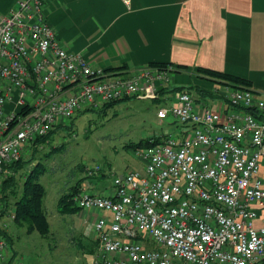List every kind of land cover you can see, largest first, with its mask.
Listing matches in <instances>:
<instances>
[{
    "label": "built area",
    "instance_id": "built-area-1",
    "mask_svg": "<svg viewBox=\"0 0 264 264\" xmlns=\"http://www.w3.org/2000/svg\"><path fill=\"white\" fill-rule=\"evenodd\" d=\"M173 74L170 66L124 74L94 68L57 40L44 0H18L0 13V185L36 138L109 102L159 100ZM221 92L216 110L171 92L156 117L180 134L137 149L143 169L112 176L109 194L82 189L73 197L80 211L101 213L87 264L264 261V95L228 86ZM14 220L10 211L0 219V264H23L3 235Z\"/></svg>",
    "mask_w": 264,
    "mask_h": 264
},
{
    "label": "crops",
    "instance_id": "crops-1",
    "mask_svg": "<svg viewBox=\"0 0 264 264\" xmlns=\"http://www.w3.org/2000/svg\"><path fill=\"white\" fill-rule=\"evenodd\" d=\"M17 1L0 0V13L8 14ZM44 16L64 49L94 68L124 74L148 65L172 67V85L154 101L165 103L171 92L184 91L196 107L218 109L226 86L209 81L199 68L247 80L264 95V0H44ZM167 125L160 137L180 134L177 124ZM99 192L109 194L111 183ZM85 223L76 218L74 226ZM16 224L8 223L6 238Z\"/></svg>",
    "mask_w": 264,
    "mask_h": 264
},
{
    "label": "rangeland",
    "instance_id": "rangeland-1",
    "mask_svg": "<svg viewBox=\"0 0 264 264\" xmlns=\"http://www.w3.org/2000/svg\"><path fill=\"white\" fill-rule=\"evenodd\" d=\"M165 105L163 100L127 99L108 108L82 112L73 120L63 121V127L38 148L37 154L31 155L29 148L23 157L29 164L23 172L36 170L39 175L37 179L46 192L43 206L50 230L42 237L36 232L28 234L25 227L16 224L7 241L18 260L23 264L88 263L96 250L91 227L97 217L90 219L82 211L62 215L58 212V199L78 181L82 187L91 184L89 192L99 193L103 185L111 183L112 176L142 170L143 163L135 150L127 146L167 132L169 120L160 123L156 117L157 109ZM10 108H14L13 104ZM96 166L98 173L88 177L87 170ZM76 218L86 221L82 228L74 226ZM87 227L90 235L85 234Z\"/></svg>",
    "mask_w": 264,
    "mask_h": 264
},
{
    "label": "trees",
    "instance_id": "trees-1",
    "mask_svg": "<svg viewBox=\"0 0 264 264\" xmlns=\"http://www.w3.org/2000/svg\"><path fill=\"white\" fill-rule=\"evenodd\" d=\"M196 71L213 83L222 84L224 86H228L234 89L251 90L250 82L242 78L200 68ZM176 90H182V88H176ZM127 99L129 98L123 100ZM123 100L109 102L104 104L102 107L108 108L114 105L115 103ZM86 111L90 110H85L83 112ZM74 118L70 120H73ZM62 127L63 123L55 126L45 136L36 138L30 145L32 150L31 155L37 154L38 148L42 145H46L49 137L54 132H56L57 129H60ZM162 139L163 137H153L145 141H140L136 144H129L127 148H132L136 151L137 149L147 148L160 144ZM28 164L29 163H27L24 158H21V160L9 166L10 175L7 177V179L2 181L0 185V194L3 203V210L0 212V219L4 216V214L10 211L15 216L14 221L19 226L25 227L26 232L28 234L36 232L40 236L46 237L50 230L49 222L47 220V216L44 212L43 206L46 192L44 186L39 183L37 179L39 175L37 174L36 170H33V173L30 171L23 172V170L27 167ZM16 174H18V176H16ZM82 189V184L80 181H78L75 185L71 186L66 193L61 195V197L58 199L57 204L58 212L60 214L74 215L77 211H80V209L74 203L73 197L78 194ZM3 235L6 237L5 233H3Z\"/></svg>",
    "mask_w": 264,
    "mask_h": 264
}]
</instances>
